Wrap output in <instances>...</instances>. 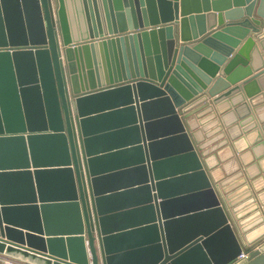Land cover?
I'll return each mask as SVG.
<instances>
[{
	"label": "water",
	"instance_id": "water-1",
	"mask_svg": "<svg viewBox=\"0 0 264 264\" xmlns=\"http://www.w3.org/2000/svg\"><path fill=\"white\" fill-rule=\"evenodd\" d=\"M230 100L264 105V0H0V253L264 264L263 203L190 129Z\"/></svg>",
	"mask_w": 264,
	"mask_h": 264
},
{
	"label": "crops",
	"instance_id": "crops-1",
	"mask_svg": "<svg viewBox=\"0 0 264 264\" xmlns=\"http://www.w3.org/2000/svg\"><path fill=\"white\" fill-rule=\"evenodd\" d=\"M233 100L235 101V98ZM231 104L230 100L221 103L219 107L208 105L195 112L189 118L190 129L206 154L209 166L206 163L205 166L211 179L220 182L223 189L228 192L239 188V183L246 177L250 187L258 194L264 205V136L258 135V131L263 130L264 105L253 111L254 120L247 116L248 119L246 117V120L242 119L244 121L241 122V119L237 118V113L232 111L225 113L224 118L229 123L226 125L221 118V112ZM263 216L264 206L263 214L257 219ZM251 225L248 234L250 239L256 236L258 230L254 224Z\"/></svg>",
	"mask_w": 264,
	"mask_h": 264
},
{
	"label": "built area",
	"instance_id": "built-area-1",
	"mask_svg": "<svg viewBox=\"0 0 264 264\" xmlns=\"http://www.w3.org/2000/svg\"><path fill=\"white\" fill-rule=\"evenodd\" d=\"M249 253H250V250L249 251L248 250L246 251V250L243 249L242 252L238 255L237 259L246 257V256L249 255ZM0 261L4 262L6 264H23V262L10 259L9 257H7L6 255H4L2 253H0Z\"/></svg>",
	"mask_w": 264,
	"mask_h": 264
},
{
	"label": "rangeland",
	"instance_id": "rangeland-1",
	"mask_svg": "<svg viewBox=\"0 0 264 264\" xmlns=\"http://www.w3.org/2000/svg\"><path fill=\"white\" fill-rule=\"evenodd\" d=\"M264 206V205H263ZM262 214H263V212H262Z\"/></svg>",
	"mask_w": 264,
	"mask_h": 264
}]
</instances>
